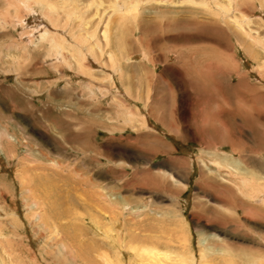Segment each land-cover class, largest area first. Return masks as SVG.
<instances>
[{
	"label": "rangeland",
	"instance_id": "1",
	"mask_svg": "<svg viewBox=\"0 0 264 264\" xmlns=\"http://www.w3.org/2000/svg\"><path fill=\"white\" fill-rule=\"evenodd\" d=\"M18 1L0 0V264H264V0ZM112 210L119 260L93 228Z\"/></svg>",
	"mask_w": 264,
	"mask_h": 264
},
{
	"label": "bare ground",
	"instance_id": "2",
	"mask_svg": "<svg viewBox=\"0 0 264 264\" xmlns=\"http://www.w3.org/2000/svg\"><path fill=\"white\" fill-rule=\"evenodd\" d=\"M25 1V0H24ZM22 2L21 0L20 1H18V2H22V3H26V2ZM37 0H34L33 2H36ZM42 1V0H41ZM137 1V0H136ZM210 1H212V0H210ZM210 1H208V2H210ZM31 2V1H30ZM40 2V1H39ZM133 2V1H132ZM190 2V1H189ZM207 2V1H206ZM29 3V2H28ZM115 3H117V2H114V4ZM127 3V2H126ZM137 3V2H136ZM21 6H22V4L21 3H19ZM204 5H205V7H207V9H214L213 8V6H212V4H210V3H203ZM27 5V4H26ZM35 5V4H34ZM112 5H113V3H112ZM138 5H139V3H138ZM138 5H136V4H134L133 3V5L131 6H129L126 10H127V12H130V13H132V14H136L137 13V11H136V6H138ZM214 5H216V8H218L217 10H219L218 11V14L220 15V16H223V17H228V14H229V12H232V7H231V5H230V2H228L227 4H225V5H223V4H220V3H217L216 1H215V3H214ZM50 6V5H49ZM117 6V5H116ZM115 6V7H116ZM25 9H26V7L25 6H23ZM30 7V6H29ZM116 8H118V7H116ZM120 8V7H119ZM124 8V7H123ZM138 8V7H137ZM24 9V10H25ZM113 9V8H112ZM121 9V8H120ZM119 9V10H120ZM118 10V11H119ZM116 11V10H115ZM115 11H113L112 10V12H115ZM125 12V11H124ZM123 12V13H124ZM126 12V13H127ZM214 12V11H213ZM122 13V12H121ZM111 14H113V13H111ZM115 14V13H114ZM128 14V13H127ZM126 14V15H127ZM110 15V14H109ZM115 15H117V14H115ZM121 15V14H120ZM131 15V14H130ZM129 16V15H128ZM124 18V17H123ZM229 18V17H228ZM231 18V21H237L238 20V17H230ZM243 18V20L244 21H246V25H248V21H247V19L245 18V17H242ZM54 20V19H53ZM124 20V19H123ZM229 20V19H228ZM56 21V20H55ZM54 22V21H53ZM52 22V23H53ZM231 23V22H230ZM236 24H238V23H236ZM241 29H242V27H244V26H239ZM238 27V28H239ZM244 31V30H243ZM45 34L47 33L46 32V30L45 31H43ZM103 33V37L104 38H107V31H104V32H102ZM245 33H248V31H245ZM41 34V33H40ZM45 34L44 35H42V36H44L45 37ZM93 34V33H92ZM92 34L90 33V34H86V37H87V39H86V41H88L89 39H88V37L89 38H91V37H93L92 36ZM47 35V34H46ZM41 36V37H42ZM249 36V35H248ZM82 39V38H81ZM40 40V39H39ZM43 40V39H42ZM82 41V40H81ZM84 41V40H83ZM53 42H55L54 40H53ZM55 44H57V45H59L61 48H62V46L59 44V43H55ZM97 47V45L96 44H94V45H90V47L89 48H91V51H93L94 52V49ZM86 56V54H85V52H83V49H80V53H77L76 55H72L71 54V57H73L75 60V62L78 64V66H80V67H84L83 66V60H85L84 58H86L85 57ZM111 58H110V60L111 61H113V56H110ZM117 61V60H116ZM68 65H69V63H68ZM86 70V69H85ZM129 114V113H128ZM131 114V113H130ZM133 118V117H132ZM206 124V123H205ZM219 160V159H218ZM221 162H223V163H225L226 164V166L228 165V164H230V163H232V162H227L226 161V158L225 159H222L221 160ZM221 164V163H220ZM221 165H223V164H221ZM237 166V165H236ZM233 168H234V166H232ZM237 170V169H236ZM243 172H245L246 173V171H243ZM241 173V172H240ZM245 175V174H244ZM236 176H237V174H236ZM23 177V176H22ZM246 177V176H245ZM245 179V178H244ZM22 180V179H21ZM242 183H243V185L244 186H246V183H248V184H250L251 182L249 181V180H247V177H246V180H243L242 181ZM23 184V183H22ZM252 184V183H251ZM238 188V187H237ZM243 188V187H242ZM251 189V188H250ZM263 189H264V187H263ZM261 191V190H260ZM259 191V192H260ZM261 194V198L260 199H262V200H264V193H260ZM254 195V194H253ZM34 204H35V206L36 207H39V202L34 198L33 199V201H32ZM120 212V211H119ZM112 214H110V216H109V218L110 219H108V223H109V226H107L106 228L107 229H104V228H102V227H99V226H93V228L96 230V232L98 233V234H100V235H103V237H104V239L106 240L107 239V241L108 242H111L112 243V245H114L113 247H115V251H116V256H117V259L119 260V256L118 255H121L122 253H121V248H123L125 245H126V243L124 242L126 239H125V236L124 235H127V234H123V230H122V224H123V222H122V224L120 223V217H118L119 215V213H117L115 210H112V212H111ZM120 214H121V212H120ZM42 216V215H41ZM43 217V216H42ZM106 220V219H105ZM92 224H93V222H92ZM96 224V223H95ZM96 233V234H97ZM132 237V236H131ZM135 238V237H134ZM132 240H133V238H131ZM145 240V239H144ZM135 242V241H134ZM146 242V241H145ZM206 246V245H205ZM218 246V245H217ZM126 247V246H125ZM152 248V247H151ZM126 249H128V248H126ZM129 249H130V247H129ZM134 250V249H133ZM152 250V249H151ZM211 250H212V248H211ZM216 250V249H215ZM221 250V249H220ZM219 250V251H220ZM126 251V250H125ZM128 251V250H127ZM137 251V250H136ZM141 251V250H140ZM143 251V250H142ZM154 251V250H153ZM152 251V252H153ZM121 254H120V253ZM144 252H145V249H144ZM165 252V251H164ZM119 253V254H118ZM139 253V252H138ZM124 254V253H123ZM134 254V253H133ZM148 254V253H147ZM110 254H108V252L107 251H105V252H103L102 254H101V256L103 257V258H105L107 261H110L109 260V256ZM125 255V254H124ZM159 255V254H158ZM202 256H203V254H202ZM121 257V256H120ZM207 257V256H206ZM205 257V258H206ZM133 258V257H132ZM203 259H204V257H202ZM201 258V259H202ZM218 258V257H217ZM193 259V258H192ZM124 260V259H123ZM134 260V261H133ZM133 260H132V263L131 264H135V261H141V262H143L144 261V259H143V257H142V255H140V254H138V258H137V256H134V258H133ZM208 260V259H207ZM193 261V260H192ZM204 261V260H203ZM260 261V260H259ZM121 262V261H120ZM131 262V261H130ZM124 263V262H123ZM137 263V262H136ZM229 263V262H228ZM203 264V263H202ZM204 264H209V263H204ZM262 264V263H261Z\"/></svg>",
	"mask_w": 264,
	"mask_h": 264
}]
</instances>
